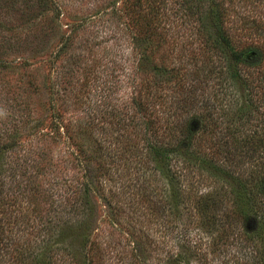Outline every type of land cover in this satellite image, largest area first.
Returning <instances> with one entry per match:
<instances>
[{
  "label": "rangeland",
  "instance_id": "1",
  "mask_svg": "<svg viewBox=\"0 0 264 264\" xmlns=\"http://www.w3.org/2000/svg\"><path fill=\"white\" fill-rule=\"evenodd\" d=\"M222 2L227 8L220 27L223 39L215 21L199 28L192 17L180 14L175 0L162 1L164 15L160 11L159 17L164 25L159 24V30L152 33L158 35L160 31L164 35L162 43L153 39L150 43L137 41L135 0H52L45 14L38 16L44 19L43 29L46 22L55 28L45 38L22 34L32 28L29 21H11L13 30L20 32L24 40L18 52L13 50L7 55L20 59L0 71V132L26 105L31 116L42 124L39 134L51 130L52 122L60 126L55 142L45 139L43 144L55 160L54 172L64 167L60 163L66 145L72 151L80 145L104 158L110 176L102 180V191L113 202L117 200L119 221L110 224L114 218L95 192L93 198L101 205L94 211L98 225L90 237L101 244V264L130 260L135 241L144 248V264H162L166 253L182 251L181 242L177 243L182 235L191 241L195 252L188 264H235L253 242L256 244L251 222L245 224L244 216L232 212L229 222L219 227L222 231L213 229L209 233L200 227L198 214L190 208L192 198L187 195L227 188L228 179L211 175L195 152L190 158L171 153L156 168L169 169L167 175H162L153 167L155 171L149 167L136 172L135 153L119 151H125L121 148L122 135L134 140L140 136L135 132L136 119L132 118L133 112H140L138 105L133 106L140 93L143 99L148 96L146 104L159 116L155 120L156 136L163 140L178 137V128L191 124V139L199 144L201 156L207 152V158L234 174L247 173L252 165L264 172V0ZM59 36H67L68 48L52 61L60 46ZM225 38L234 49L255 44L258 51L247 50L242 61L232 64L219 45ZM141 52H146L148 59L139 69L136 60L143 55ZM155 64L160 69L156 75L149 70ZM161 103L163 112H159ZM65 127L68 131L63 134ZM13 134L8 138L12 139ZM30 138L21 136L22 148L16 146L15 150L26 151ZM137 185H142L141 194L137 193ZM171 186L178 191L175 215L161 207L164 200L173 204ZM52 187L54 191L56 185ZM128 189L137 193L130 201L122 195ZM147 193L152 196L146 203L141 196ZM218 197V205L228 209L225 198ZM260 200L264 202V197ZM222 213L216 212L217 220ZM93 260L91 264H96Z\"/></svg>",
  "mask_w": 264,
  "mask_h": 264
},
{
  "label": "trees",
  "instance_id": "2",
  "mask_svg": "<svg viewBox=\"0 0 264 264\" xmlns=\"http://www.w3.org/2000/svg\"><path fill=\"white\" fill-rule=\"evenodd\" d=\"M162 1L135 0V12H137L138 20L136 27L139 31L136 36L137 41L150 43V39H153L158 43L164 42V35L160 31L158 35L152 34L153 31L159 30V24L164 25V22H161L163 20L159 17L160 11L164 15L163 10L160 9ZM175 1L180 14H186L187 19L192 17L199 28L201 24L206 27L207 22L211 21L213 25L215 21L216 27H219L220 37L223 39L224 32L220 30V27L223 26L222 22L227 9L223 0ZM51 4L52 0H0V71L10 68L12 62L19 58L18 56L7 58V55L13 50L18 52L20 43L24 40L20 32L13 30V26L10 25L11 21L13 19L29 21L32 28L28 27L27 31L22 34L28 35L30 38L48 37L53 34L54 25L46 22L45 29H43L44 19L38 16H43ZM202 7L204 8L203 15L201 14ZM7 22L8 26H5ZM59 41L60 46L54 51L52 61L68 48L67 36H59ZM219 45L224 52L229 54V61L232 64L242 61L247 50L258 51L255 44L234 49L227 38ZM137 52L139 53V51ZM141 53L143 55L139 54L136 60L139 69L148 59L146 52ZM231 67L229 66L230 69H233ZM149 70L150 72L153 70L152 74L156 75L160 71L159 65H152ZM68 71L70 72L71 68ZM3 83L8 86L5 80ZM147 86L149 87V83ZM49 89L50 85H48V91ZM25 97H28V94H25ZM147 97L143 99L139 93L134 98L133 106L134 104L138 105L137 111L140 112L138 111L139 114L133 112L132 118L136 119L137 130L135 132L140 136L134 140L122 135L124 141L121 143V148L125 151L119 150L120 153L126 152L130 155L132 154L130 151L135 153L136 172L139 169L140 172H144L150 167L151 171L159 170L162 175H167L168 168V170L164 166L161 169L156 168L162 165L171 153L190 158L194 157L193 153L195 152V157H199L211 175L228 179L227 188L222 189L220 186L217 191H212V193L205 192L197 196H195L196 194L187 195L192 198L190 208L198 214L200 227L209 233L213 229L222 231L223 229L219 227L229 222V213L244 216L245 224L247 221L251 222V230L257 240L256 244L253 242L250 245L246 255L241 257L242 260L236 261L235 264H264V202L260 200L264 197V172H260L255 165H252L247 173L244 172L246 174H234L223 164L219 165L213 158H207V152L201 156L198 152L199 144L194 143L191 139L193 136L191 124L186 128L180 126L178 128L180 136L178 137L171 136L168 140H163L162 137L156 136L158 122L155 120H158L159 116L155 109H151L152 106L149 108V104H146ZM163 109L161 103L159 112H163ZM20 110L24 112L20 111L21 113L19 112L17 116H11L7 128L0 132V264H91L92 257L96 264H101L103 260L100 259L104 255L101 251V244L90 237L92 230L98 225L94 211H98L101 205L100 202L96 203L93 198L95 192L99 193V197L103 201L102 205L109 210L114 218L110 224L114 225L119 221L117 200L113 202L108 194H104L102 191V180L108 179L110 176H107L109 166H106L104 158L87 152L80 145H77L76 151L68 150V145H66L64 150L66 155L62 157L60 163L64 167H59L58 171L54 172L52 168L55 165V160L50 151L44 149L43 144L45 139L53 143L56 137L60 136L58 122H52L51 130L47 133L39 134L41 122L31 116L32 112L26 108V105H22ZM143 110L150 111L143 113ZM67 131L65 127L62 132L64 134ZM12 133H14L12 139H9L8 137ZM21 136L32 137L28 140L26 151L15 150L16 146L20 147L22 144ZM64 136L68 138V135ZM150 136L152 137L150 138ZM33 140H36L35 143H32ZM65 141L68 144L67 139ZM250 156L252 157V155ZM107 158L109 159V157ZM152 167L155 170H152ZM53 185H56V188L51 191ZM136 188L137 193L141 194L142 185H137ZM126 193L122 195L124 198L127 197L128 201L137 194L129 189ZM149 194L141 196L147 200L146 203L151 199L152 195L149 196ZM177 194L178 191L176 192L171 186V195L174 197L173 204L164 200V205L161 206L170 215L176 214L174 211H177L175 203ZM217 195L225 198L228 209H226V205H218L219 197L216 198ZM52 197L54 198L52 199ZM172 205L175 206L174 209H171ZM155 206L154 204L153 207ZM188 207L189 205L185 203V208ZM218 210L223 212L219 215L220 220H217L216 217ZM168 221L170 220L168 219ZM257 230L258 232H255ZM224 233L221 232L222 235ZM184 237L180 236V240L177 242H181L179 246L183 247L182 251L166 253L162 264H188L190 255L195 256L193 254L195 252L191 249V241ZM138 243L140 242L135 241V248L132 247L130 250V260L127 262L116 261L114 264H144V260L141 258L144 248H141ZM188 253L189 256H187Z\"/></svg>",
  "mask_w": 264,
  "mask_h": 264
}]
</instances>
